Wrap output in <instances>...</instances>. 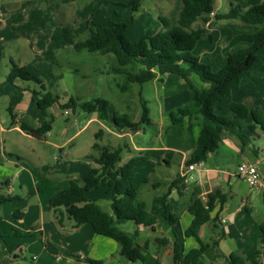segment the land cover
<instances>
[{"label": "rangeland", "instance_id": "374dc122", "mask_svg": "<svg viewBox=\"0 0 264 264\" xmlns=\"http://www.w3.org/2000/svg\"><path fill=\"white\" fill-rule=\"evenodd\" d=\"M179 1L140 0V4H136L132 0H0V195L12 196L11 201L0 206V231L4 235L0 238V264H54L59 255L67 264L64 260L71 252L66 240L71 241L72 236L61 237L64 232L69 234V230L60 228L49 202L58 190L69 186L71 178L87 176L98 165L87 158L89 154L100 156L101 153L93 149L96 141L120 148V165L139 156L141 151L153 157L134 170L130 188L136 198L153 203L157 210V201L162 202L168 181L179 171L182 160L181 153L167 150L187 148L199 126L196 118L199 115H193L190 121L185 118L182 124L176 125L169 117V113L180 106H192L194 90L190 83L174 74H158L157 78L142 84L129 83L127 71L130 68L119 70L121 66L110 47L97 51L76 50L71 42L56 47L51 35L57 26L70 25L80 31L75 40H85L95 33L96 25L107 26L123 17L129 23L127 36L135 41L145 35H156L162 29L159 16H172ZM262 2L264 0H215V13H226L232 5L245 10ZM200 26L203 32L191 53L213 71L227 64L224 48L231 39L262 28L240 18H216L213 14L207 23L199 18L191 28ZM14 65L35 73L45 90L33 80L16 77L10 81ZM191 82L201 81L193 74ZM45 91H50L57 101L48 107L47 116L43 115L51 121V128L38 139L12 124L11 105L14 108L26 106L29 112L43 114L36 103H32V96L36 92L42 97ZM235 94L241 101L264 110V77L257 85L242 82ZM70 97L75 104L64 108ZM99 98L108 102L103 118L98 112L82 108L84 102ZM143 103L149 109V121L141 123L138 132L128 128L118 131L113 127L115 113L126 114L130 121H140ZM215 112L225 116L222 111ZM227 112L230 113V109ZM199 119L201 121L200 116ZM101 129L108 133L107 137L97 138ZM255 144L264 149L263 138L256 139ZM166 153H171L170 166L162 160ZM261 154L264 155V151ZM154 157H158L160 163L155 162ZM261 166L264 168V162ZM6 180L12 183L10 191ZM157 181L161 185L157 186ZM238 182L242 195L251 193L249 202H243L240 195H234V200L228 197L219 215L222 219L228 218L229 212L246 205L251 207L252 216L264 218L263 191L251 188L243 179ZM86 197L103 211L111 212L112 197L104 184L89 189ZM15 209L24 212L22 220L14 217ZM119 227L126 232L137 230L132 220ZM154 235L151 229L140 231V244L152 239L145 262L127 259L120 253V244L106 237L116 247L108 258H101L103 264H154L157 257L165 264H172V255L161 256ZM87 237L83 235L82 239L73 240L78 247L90 251L95 242L91 239L85 242ZM23 246L24 251L20 249ZM3 247L7 254L1 250Z\"/></svg>", "mask_w": 264, "mask_h": 264}, {"label": "trees", "instance_id": "16d2710c", "mask_svg": "<svg viewBox=\"0 0 264 264\" xmlns=\"http://www.w3.org/2000/svg\"><path fill=\"white\" fill-rule=\"evenodd\" d=\"M132 2L140 4V0H132ZM211 14L216 18H240L245 23L262 26L257 32L240 34L231 39L224 48L227 53V64L216 71H213L209 65L200 63L191 53L203 32L202 26L192 29V23L199 18L203 23H207ZM159 19L162 29L156 35H145L135 41L127 36L129 23L123 17L118 21H111L107 26L96 25L95 33L85 40H75L80 31L70 25L57 26L51 38L56 47H62L69 42L74 44L76 50L97 51L110 47L121 66L119 70L127 71L130 68L127 71L129 83L142 84L157 78L158 74L169 73L178 75L189 82L194 90L192 106H180L176 111L169 113L173 125L193 115H199L201 118L199 139L187 161L188 165L205 161L210 152L217 150L225 131L236 134L243 146L248 145L257 126L264 132V112L249 107L245 103L233 101L232 91L243 81L256 85L264 76V2L245 10L239 5H232L228 12L217 14L215 0H180L179 6L172 11V16L160 15ZM193 74L198 75L204 83L202 88L191 82ZM16 77L33 80L41 84L45 90L42 80L24 67L13 66L9 80L14 81ZM32 98L37 102L44 116H47L48 107L57 101V97L50 91H45L42 97H38L34 92ZM72 104H75V100L70 97L63 107L66 108ZM107 106V100L100 98L82 104L85 111L98 112L101 118ZM226 107L232 111L231 117L218 115L215 112L217 109ZM15 118L16 116L13 115V119ZM248 118L252 121H248ZM112 119L118 127H129L135 131L141 127V123L149 121V109L143 103L140 121H130L126 114L119 113H115ZM20 127L27 133L41 138L50 130L51 121L45 119L38 127H31L23 121ZM244 129H248L250 135L243 132ZM102 134L101 129L96 135L97 138H100ZM93 149L100 151V156L95 157L94 154H89L87 158L93 159L98 165L92 168L87 176L72 178L68 187L58 190L50 199L49 206L57 213L59 225L64 224L65 216L73 219L74 228L88 223L96 234L117 241L120 244V253L127 259L145 262L148 242L140 244L138 230L126 232L119 225L132 220L138 225L154 228L157 222V217L149 210L148 203L136 198L130 188V178L134 168L146 157L139 155L120 165V148L110 149L109 146L96 141ZM101 184H104L107 193L111 194V212L103 211L96 202L86 197L89 189ZM218 197H222L219 192L209 194L206 202L196 194L190 199L188 209L193 215V220L186 229L185 235L195 237L199 247L185 253L178 240L171 243L165 237L155 238L154 241L159 244L172 245L173 264H200L199 261L207 245L200 239L199 231L201 226L211 219L214 202ZM11 199V195H0V206ZM163 203L167 221L171 225L179 223L180 215L173 210L174 207L168 202L166 194ZM23 214L24 212L19 209L13 212L15 218ZM261 230L259 253L264 249V222L261 223ZM25 233L29 234L31 231ZM0 238H4L1 231ZM69 255L73 258L69 264H102L101 260L82 259L78 254ZM237 259V256L231 255L229 264H236ZM54 264L64 263L59 261ZM154 264L163 263L156 259ZM254 264L262 263L256 260Z\"/></svg>", "mask_w": 264, "mask_h": 264}, {"label": "crops", "instance_id": "0c3cea01", "mask_svg": "<svg viewBox=\"0 0 264 264\" xmlns=\"http://www.w3.org/2000/svg\"><path fill=\"white\" fill-rule=\"evenodd\" d=\"M200 81L201 82H195L194 85L199 88H202L204 86V83L202 82L201 79ZM241 84L238 88H235L232 91L233 101L245 103L249 107L256 108L264 112L263 109L256 107L251 103L243 102L237 98L238 95L235 94V91H237L241 87ZM32 103L33 104L36 103L37 105V102L33 100V98H32ZM11 109H12V124H14L15 127L20 129L23 133H27V132L21 129L20 127L21 122L24 121L31 127H38L45 120L43 114L37 113L35 111L29 112L27 111L26 106L14 108L11 105ZM224 109H217V110L222 111L221 113H224L225 116L231 117L232 111L230 110V113L227 112V109L230 108L226 107ZM13 115L16 116L15 119H13ZM196 118L199 126L197 131L193 134V136H195L193 140L192 138L189 140L190 145L184 149L173 148L167 150V151L170 150L177 151L181 153L182 156L179 171L176 172L172 177H170L168 181V189L165 193L167 195L168 202H170L171 205L174 207L173 210L180 215L179 223L175 225H171L167 221L165 217V207L163 203L164 196H163L162 202L157 201V207H156L157 210L155 209L153 203L148 204L151 213H153L157 217V222L155 223L154 228L150 226L136 224L137 230L140 233L142 229H151L152 232L155 234L153 240H155V238L157 237L168 238L171 243L174 242L175 240H178L181 243L182 249L185 253L192 248L199 247V242L195 237L185 235L186 229L190 226L193 220V215L188 209L190 199L194 196V194H196L206 202L208 200L209 194H214L219 192V194L222 197L221 198L218 197L214 202V208L211 212V219L208 222L204 223L199 231L200 239L204 244L207 245L204 255L200 259L199 263L229 264L231 260V255H235L238 258L236 264H254L256 260H259L262 264H264V249L260 253L258 252L259 245L261 242V236H262L261 223L264 222V218H259V217L257 218L252 216L251 207H247L246 205L245 206L239 205L234 212L232 211L229 212L228 218L226 217L227 219L226 218L222 219V217L219 215V211L224 207V202H226L228 197H232V200H234L233 198L234 195L236 196L240 195L242 201L245 202L246 204L250 200L251 193L242 195L241 189L238 185L239 184L238 181L241 180V178L238 175L237 167L240 163L244 161H248L257 164L259 171L261 172V176L264 180V168H262L261 166V164L264 162V155L261 154V152H263L264 149L255 144L256 139H262V138L264 139V132L260 127L257 126L255 128V133L252 135V140L249 142L248 145L243 146L241 140L236 134L231 133L229 131H225L219 148L213 152H210L205 161L197 163V166L194 170H189L188 169L189 165L187 161L190 157L193 148L198 142L201 131V124H200L201 122L199 116H196ZM187 119L188 121H190L191 118L187 117ZM1 120L5 121V119H1ZM248 121H252V119L248 118ZM183 122H181L180 124H182ZM113 127L116 128L118 131L119 129L123 131L124 130L123 128L130 129L129 127H118L115 123ZM140 129L141 127L138 130H135V132H138ZM1 130H4L3 126H1ZM109 132H111V129L109 130ZM243 132L250 135L248 129H244ZM44 136L45 135H43L41 138L39 137L37 138L42 139ZM107 136L108 133H106V131L103 130V134L101 135L100 138ZM101 144L104 145L102 141ZM110 149H115V148L110 147ZM95 151L98 152V150ZM140 155H144L146 159L141 163H139L138 165H136L134 170L139 165L144 164L148 162V160L153 158V157H148L142 151L140 152ZM158 160H159L158 157H154V161L160 163V161ZM162 160L166 166H170L171 153L164 154ZM184 173H187L188 176H190L187 182L184 181V178L182 176ZM6 183L8 184L7 190L10 191L12 189V183H10V181L7 180ZM156 184L157 186L161 185V182L157 181ZM263 195H264V191H263ZM227 209L229 210L230 206H227ZM55 217L57 220L56 212H55ZM23 218H24V214L20 216L18 219L22 220ZM73 223L74 221L71 218L65 216L64 224L62 226L58 224L61 229H64V231H66V229L69 230V234L64 232L63 236L61 235L63 239L70 238L72 236L71 241H69V239L66 240L68 241L67 249L70 250L71 252L70 254H78L81 256L82 259L93 258L101 261H102L101 258H104L105 256H107L106 258H108V256L111 255L109 252H111V250L114 249L116 246L114 244L112 245V243L109 242V240H106V236L98 235L95 232H94L95 234H93L94 231L93 227L88 223L83 224L78 228H74ZM83 235H88L85 242H90V239L92 240V242H95V245L92 247L90 251H87L84 248H80L77 246L76 243H74L75 240L82 239ZM151 240L152 239H148L146 242H148L149 244ZM63 244L65 245V243ZM157 244L159 245L158 250L161 256L164 257L165 255H167L168 258L169 256L172 255L171 244L168 245H162L159 243ZM7 249H8L7 251L10 250L9 248ZM20 249L24 251L25 246H23ZM1 250L5 254H7L6 248L3 247L1 248ZM33 259H37V257L33 256ZM157 259L159 258L157 257ZM72 260L73 258L71 256H68V259L64 261L67 262V264H69L72 262ZM56 261L63 262V257H61V255L57 256ZM162 263L165 264L164 262Z\"/></svg>", "mask_w": 264, "mask_h": 264}, {"label": "built area", "instance_id": "2783aa9c", "mask_svg": "<svg viewBox=\"0 0 264 264\" xmlns=\"http://www.w3.org/2000/svg\"><path fill=\"white\" fill-rule=\"evenodd\" d=\"M196 166L197 163L190 164L188 166V169L194 170ZM237 172L239 177L243 179L251 188L264 191V180L261 176V172L259 171L257 164L244 161L238 165ZM182 176L185 182H187L190 177L187 173H184Z\"/></svg>", "mask_w": 264, "mask_h": 264}]
</instances>
